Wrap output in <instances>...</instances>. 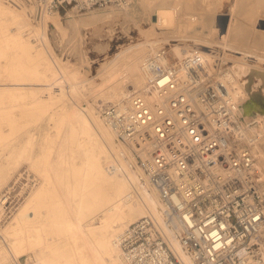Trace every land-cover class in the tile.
Returning a JSON list of instances; mask_svg holds the SVG:
<instances>
[{
  "label": "bare ground",
  "instance_id": "bare-ground-1",
  "mask_svg": "<svg viewBox=\"0 0 264 264\" xmlns=\"http://www.w3.org/2000/svg\"><path fill=\"white\" fill-rule=\"evenodd\" d=\"M139 1L147 17L152 18L149 30L142 32L145 42L104 66L99 72L100 82L95 83L77 66L61 62L54 54L48 36L50 26L59 47L69 49L71 45L77 64L82 65L87 56L80 45L84 31L99 35L118 18L130 16L131 10L135 14L137 5L93 8L85 14L73 7L63 23L57 13L35 21L25 5H6L0 0V189L15 173L21 176L19 169L25 163L41 177L13 218L15 203L13 206L11 197L5 196L8 220L12 218L7 232L20 239L11 243V250L8 243L0 242V264H11L9 255L18 257L25 250L31 252L27 258L30 264H125L119 237L146 216L161 226L180 264H192L171 228L164 225L158 194L140 180L131 150L116 141L100 112L108 104L127 105L134 96L145 95L165 65L155 59L159 50L153 37H174L169 30L183 22L177 10L179 0ZM257 1L264 5V0ZM194 16L182 17L190 24L198 19ZM207 16L201 17L203 30L209 34L196 32L194 27L180 38L183 46H174L177 58L201 56L215 63L213 58L219 60L223 52L225 59L229 52L256 58L255 63L261 64L264 45L259 47V34L250 29L247 18L241 22L232 17L226 35L214 41L208 36L212 23ZM234 65L230 72L237 85L236 95L242 97L247 114L251 96L241 76L249 74L247 82L256 76L263 80L264 68ZM99 100L102 105H98ZM21 128L26 131L15 136ZM34 130L41 131L38 139ZM55 229L62 238L58 254L50 237Z\"/></svg>",
  "mask_w": 264,
  "mask_h": 264
},
{
  "label": "built area",
  "instance_id": "built-area-1",
  "mask_svg": "<svg viewBox=\"0 0 264 264\" xmlns=\"http://www.w3.org/2000/svg\"><path fill=\"white\" fill-rule=\"evenodd\" d=\"M1 1L25 5L35 21L63 6L86 11L132 3ZM155 59L165 65L145 95L103 106L102 118L131 150L140 180L158 194L164 225L192 264H264V126L244 113L230 68L201 56L176 60L166 48ZM118 246L125 264H180L150 216L129 225Z\"/></svg>",
  "mask_w": 264,
  "mask_h": 264
},
{
  "label": "rangeland",
  "instance_id": "rangeland-1",
  "mask_svg": "<svg viewBox=\"0 0 264 264\" xmlns=\"http://www.w3.org/2000/svg\"><path fill=\"white\" fill-rule=\"evenodd\" d=\"M151 1L154 0H148V3ZM179 1L181 3V6L177 7L178 15H180V19L183 20L182 24L184 25L180 23V26L177 25L171 30H169L173 32L171 36L174 37L167 38L164 35H156L152 39V41L158 44V50H160L161 48H166L170 52L172 51L173 58L176 57V55L173 53L174 46L182 43L180 38L185 36L190 30L192 31L194 27L196 29V32L205 31L206 34H209V32L205 28L203 30L205 22L202 21V14L208 15L207 17L212 23V34L208 35L212 38V40L219 41L218 39L220 37H224V35H226L232 17L236 19V21L241 20V22L244 21L243 18H247V25L250 27V29H252L253 32L259 34V36L255 34L259 47L264 45V5L260 6L257 0ZM134 5H137L135 14L131 10L130 16L126 17V19L124 17L118 18L112 24L111 28L106 27L101 34L94 35L91 30L84 31V41L80 45H82V47L86 51L87 56L86 60L83 62L82 65L77 64V61L74 57V53L70 48L72 47L71 45L68 46L69 49H61L59 47V40L57 41V39L53 35L54 28L53 26H50L48 36L54 54L58 57L61 62L70 64L72 66H77L79 71L83 73L86 78L93 80L95 83H99V72L101 71V69H103L104 66H107V64L111 63L117 56L129 53V51H131L135 47H138L146 40V37L143 33L147 32L151 27L150 21H152V18H150L149 16L147 17V14L144 13L143 5L139 0H133V3L129 7L131 8ZM187 5L190 7V10L185 7ZM72 8L73 6H63L59 9L58 12H56L61 17V21L63 23H65V18L68 16V13L72 10ZM94 9L98 10V8ZM86 11H81L79 12V14H85ZM187 14L195 15L194 18L198 19L195 22L188 24V22L182 17L186 16ZM53 15H55V13ZM158 33L159 32L157 31V34ZM60 37L63 38L61 34ZM64 37H67V33ZM180 46L183 45L180 44ZM99 49H102L103 51L100 52ZM223 57L224 55L222 52V54H220L218 58L219 60L213 58V60L215 61V63L213 62V64L216 65L218 61L222 60V62H218L217 65L221 66L220 64H222V66L230 68L232 65H234L233 61H236V65L234 66H245L247 69H251L255 66H261L262 68H264V57L262 58L263 61L260 62L261 64L257 62L255 63L256 58H242L239 55H235L232 53L230 54L229 52H227L225 59H223ZM178 59L179 58H177L176 60ZM249 77L250 76L248 74L241 76L240 79L241 83H247V93H250L251 96V106L247 108V115L255 116V121L259 122L261 126H264V78L263 80H260L259 77L256 76L252 79V81L247 82L249 81ZM98 105H102V101L99 100ZM25 131L26 130L24 128L18 129L16 130L14 135L17 136L18 134H22ZM40 132V130L33 131L35 139H38V137L40 136ZM0 147H2V144H0ZM29 166V163L23 164L19 169L22 173H20V175L23 177L18 176L19 174L15 173L10 179L9 183L0 189V196L5 194L6 192H9L8 195L11 197V202H13V206L15 203L12 218L20 209L19 206L22 205V202L24 203V199L27 198V196L32 192V190L37 187L36 185H38V183L40 182V175L33 168H29ZM6 187L7 189L5 190ZM7 213L8 211L3 213L2 216L0 215V242L4 241V243H8L7 246L10 245L8 248H10L11 250V243L19 241L20 237L15 235L13 232H7V229L10 227L9 222L12 219L11 218L8 220V217L10 216L7 215ZM50 237L52 238V244L55 249V253L58 254L59 250L57 249L62 246V238L60 235H58L56 229ZM13 255H9V261L11 264H27V262L29 261V259L27 260V258L31 256V252L25 250L24 252L18 254V257L17 255L15 256L14 253ZM28 263L30 264V262Z\"/></svg>",
  "mask_w": 264,
  "mask_h": 264
},
{
  "label": "water",
  "instance_id": "water-1",
  "mask_svg": "<svg viewBox=\"0 0 264 264\" xmlns=\"http://www.w3.org/2000/svg\"><path fill=\"white\" fill-rule=\"evenodd\" d=\"M264 109V108H263Z\"/></svg>",
  "mask_w": 264,
  "mask_h": 264
}]
</instances>
